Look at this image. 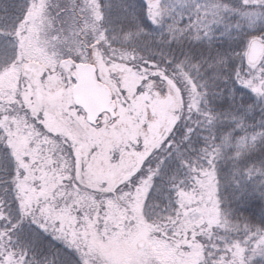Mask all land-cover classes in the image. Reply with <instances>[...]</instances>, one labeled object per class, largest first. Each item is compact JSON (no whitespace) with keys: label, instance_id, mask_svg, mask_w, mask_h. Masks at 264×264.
I'll use <instances>...</instances> for the list:
<instances>
[{"label":"snow or ice","instance_id":"snow-or-ice-1","mask_svg":"<svg viewBox=\"0 0 264 264\" xmlns=\"http://www.w3.org/2000/svg\"><path fill=\"white\" fill-rule=\"evenodd\" d=\"M0 264H264V0H0Z\"/></svg>","mask_w":264,"mask_h":264}]
</instances>
